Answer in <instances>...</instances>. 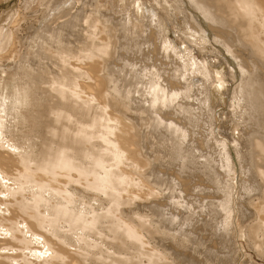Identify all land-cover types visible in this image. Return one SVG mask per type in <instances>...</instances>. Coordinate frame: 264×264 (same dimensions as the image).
I'll return each instance as SVG.
<instances>
[{"label": "bare ground", "instance_id": "1", "mask_svg": "<svg viewBox=\"0 0 264 264\" xmlns=\"http://www.w3.org/2000/svg\"><path fill=\"white\" fill-rule=\"evenodd\" d=\"M155 1L227 65L242 140L215 134L209 69L154 7L135 21L107 0L11 2L0 264H232L242 233L264 257V0Z\"/></svg>", "mask_w": 264, "mask_h": 264}, {"label": "rangeland", "instance_id": "2", "mask_svg": "<svg viewBox=\"0 0 264 264\" xmlns=\"http://www.w3.org/2000/svg\"><path fill=\"white\" fill-rule=\"evenodd\" d=\"M13 1L18 2V0H0V13H5L6 10H8L7 8L12 6V3H14ZM107 2L108 4L106 6L109 8V10L111 6L112 8H114L115 6L113 10L115 12V15H121V12H116L117 10L119 11V9L120 10L127 9L130 12L131 19H132V14L136 16L134 17L136 18L135 21L138 20V18H142V14L146 12V9H151L152 7H154V12L157 13L159 17L163 19L165 18V20H163V26H164L163 29H164V34H166L169 41L174 43L175 46L181 51L184 50L187 44L191 45L192 48H194V50H192L191 52L193 53V55L196 57L197 60L204 61V63L207 65L206 67L209 69V72L211 74L210 79L213 80V83L210 80L209 87L211 89V95L213 100L212 101L213 110L216 113V118H214L215 122L213 126L215 130V134L216 135L218 134L219 136L232 135L234 136V138H237L238 140L241 141L242 126L241 124L236 125V122L232 123V121L230 120V115H228L227 112L229 109H228V95L226 94V92L228 91V88L232 84V82L228 79L229 77H227L226 75L228 68L224 62L219 63L215 60V58L212 57L213 54L211 55L212 52L210 50V48L212 47H210L208 43L202 44L201 41H197V40H194L192 42L187 38H184L186 34V30L184 27L185 25L183 24V21L181 19V16H178V14L174 13V11L170 10L169 13L173 14V17H171L170 14L167 13L168 10H165V8L162 7L164 3H157L155 0H107ZM110 2H112V5ZM138 25L140 27L138 29L142 30L144 28L142 24H138ZM203 45L205 47H203ZM228 55L230 56V54ZM2 74L3 71H0V92H1V85H3L5 82V80L3 79L6 78L5 75L3 74L4 75L3 76ZM200 79L201 77L199 75H195V77L193 78L195 82L194 84L197 85ZM34 116L36 117L35 113ZM262 130L264 131V128H262ZM244 138L246 137H243V141ZM123 143H125V141H123ZM165 168L167 167H164V170ZM248 208H249L248 212H250V214H247L246 216L247 220L250 224H256L261 216L258 213V211L254 208V206H252L250 203H248ZM234 218L236 217L234 216ZM239 228L243 231L246 230V228H241V227ZM234 241H235L234 243L235 250L234 253H232V261H231L232 264H264V257L255 251L256 249H254V245L248 240L246 233H242L239 239L237 238V236H235ZM176 248L179 250V252L182 253H184V250H187L186 248L181 249V247H176ZM225 263L227 262L224 261L223 264Z\"/></svg>", "mask_w": 264, "mask_h": 264}]
</instances>
